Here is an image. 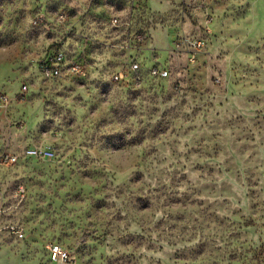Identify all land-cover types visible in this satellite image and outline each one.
I'll return each mask as SVG.
<instances>
[{
  "label": "rangeland",
  "instance_id": "rangeland-1",
  "mask_svg": "<svg viewBox=\"0 0 264 264\" xmlns=\"http://www.w3.org/2000/svg\"><path fill=\"white\" fill-rule=\"evenodd\" d=\"M61 8L71 34L33 23ZM52 50L86 74L43 77ZM1 92L0 264H264V0H0Z\"/></svg>",
  "mask_w": 264,
  "mask_h": 264
},
{
  "label": "built area",
  "instance_id": "built-area-1",
  "mask_svg": "<svg viewBox=\"0 0 264 264\" xmlns=\"http://www.w3.org/2000/svg\"><path fill=\"white\" fill-rule=\"evenodd\" d=\"M113 25L118 23H123L119 20L117 15L111 18ZM127 22V21H126ZM33 23L40 25L46 29H50L52 26L61 29L65 35H69L73 32L74 23L72 21V15L66 8H61L57 10L54 14L53 20H50L45 13L37 14ZM144 36L141 35L138 37V40L143 41ZM173 51H180L181 49H186L188 51V59L191 62H195L197 59V51L204 48L205 42L202 38L190 39L185 36H177L172 40ZM86 58L85 56H79L75 59H67L63 52L58 50H52L37 61V69L39 73L45 78H59L64 75H77L84 76L87 72L86 69ZM139 63L131 58L129 66L127 68H120L112 73L111 78L116 82H123L128 80L129 76L136 74V77H139L140 71ZM148 73L153 77L166 78L169 76L168 70L159 64H152L148 68ZM134 77V76H133ZM21 93H25L27 86L22 85ZM10 99L5 92L0 93V111H7L9 107ZM1 132V125H0ZM25 154L29 157H50L52 156V151L46 148H28L25 150ZM18 155L15 153H10L6 151L0 152V164L3 165H13L18 162ZM25 194V186L23 184L16 185L12 191V196L19 198ZM49 258L55 264H65L70 260L69 251L61 246L58 243L51 244L49 246Z\"/></svg>",
  "mask_w": 264,
  "mask_h": 264
}]
</instances>
